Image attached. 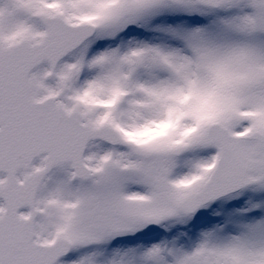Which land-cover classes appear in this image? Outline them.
Returning <instances> with one entry per match:
<instances>
[{"label":"snow or ice","instance_id":"obj_1","mask_svg":"<svg viewBox=\"0 0 264 264\" xmlns=\"http://www.w3.org/2000/svg\"><path fill=\"white\" fill-rule=\"evenodd\" d=\"M0 264H264V0H0Z\"/></svg>","mask_w":264,"mask_h":264}]
</instances>
